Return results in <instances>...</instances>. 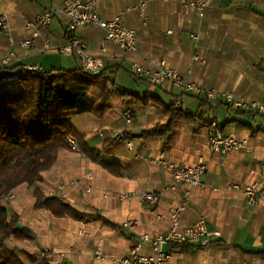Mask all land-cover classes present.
<instances>
[{"label": "crops", "instance_id": "0c3cea01", "mask_svg": "<svg viewBox=\"0 0 264 264\" xmlns=\"http://www.w3.org/2000/svg\"><path fill=\"white\" fill-rule=\"evenodd\" d=\"M94 1L101 18L120 16L136 31V50H123L105 39L104 31L95 25L76 29L87 51L101 58L100 72L109 79L111 94L101 117L84 112L69 122L84 144L98 150L100 158L112 164L117 173L86 157L76 142L75 151L58 149L54 163L41 172L35 185L44 195H57L80 211L98 213L115 226L98 218L79 221L34 209L32 186L23 182L10 190L11 197L0 198V205L8 216H16L19 225L30 228L34 238L8 237L6 244L33 254L48 250L46 260L51 264H114V259L129 254L142 235L152 238L163 233L170 225V209L181 206L180 228L202 218L212 238L190 252L168 251L163 243L168 253L166 264H264V259L246 252L264 249V196L248 205L242 191L234 187L254 184L264 188V114L229 109L221 94L207 100L203 93L194 94L170 83L153 85L129 71L132 62L150 69L170 67L198 86L245 100L264 99V0H203L201 10L190 6L189 0H145L141 8L138 0ZM62 3L0 0V15L6 16L12 40L0 32V76L16 74L27 65L43 70L79 67L74 52L66 55L56 50L70 35L66 18L57 11L32 38L30 48L20 45L30 37L24 23ZM10 52L12 57L3 65L2 59ZM86 97L96 100L97 87L90 88ZM171 103L179 105L190 119H175L165 141L161 135L143 137V130L166 120L163 109ZM126 109L131 111L129 122L124 118ZM210 121L224 134L242 140L244 146L227 153L211 151L206 127ZM120 130L132 147L111 138L112 132ZM159 157L178 166L202 157L206 164L202 185L179 183L165 189L171 176L154 162ZM149 190L158 196L153 205L140 199V194ZM213 232L218 235L212 236ZM99 249L102 259L95 257ZM139 250L148 252L149 242L142 243ZM20 258L24 264H40Z\"/></svg>", "mask_w": 264, "mask_h": 264}, {"label": "trees", "instance_id": "16d2710c", "mask_svg": "<svg viewBox=\"0 0 264 264\" xmlns=\"http://www.w3.org/2000/svg\"><path fill=\"white\" fill-rule=\"evenodd\" d=\"M16 75L20 81L19 88L13 90L0 85V198L25 182L32 186L34 209L43 208L54 217H70L79 221L98 218L114 227L115 224L98 213H85L57 195H44L35 185L41 180V172L54 163L58 149L67 147L68 136L76 140L86 157L107 171L117 173L112 164L100 158L98 150L84 144L82 136L69 122L72 116L84 112L97 117L103 115L111 94L109 79L103 72L92 75L79 67L67 70L21 68ZM92 87L99 90V97L94 101L86 97ZM163 113L166 120L143 130V137L161 135L165 141L175 119H190L179 105L175 107L173 103L166 105ZM8 237L31 240L34 234L30 228L19 225L15 215L8 216L6 209L0 205V264H24L20 255L31 263L51 264L46 259L39 261L38 254L10 248L5 242ZM166 243L168 251L176 252H190L203 246L187 242ZM246 252L264 259V249Z\"/></svg>", "mask_w": 264, "mask_h": 264}, {"label": "built area", "instance_id": "2783aa9c", "mask_svg": "<svg viewBox=\"0 0 264 264\" xmlns=\"http://www.w3.org/2000/svg\"><path fill=\"white\" fill-rule=\"evenodd\" d=\"M145 0H138V6L141 8ZM168 1V0H163ZM187 2L186 0H181ZM188 4L198 10H201L204 6L203 0H189ZM57 11L66 18L67 31L70 33L68 40L62 45L58 46L56 50L62 54H72L74 52L79 57V68L92 75L99 74L103 63L100 57L91 55L87 49L85 42L75 34L77 28L82 25H95L104 31L105 39L113 42L125 51L133 52L136 50V31L125 24L120 16H114L110 19H103L97 12L94 0H63L62 5L59 8L44 9L38 14L34 15L30 20L24 23V27L30 30V37L24 38L20 45L28 49L32 46V38L39 35L40 30L45 28L50 20L52 13ZM11 28L8 24L6 16L0 15V32L11 40ZM194 39L196 35H192ZM12 41V40H11ZM10 41V42H11ZM45 46L48 45V41L44 40ZM13 55L11 52L8 56L2 59V64L8 63ZM194 59H198V56H194ZM23 68L26 69H38L39 66L27 65ZM131 74L137 77L144 78L147 82L153 85H161L164 83H170L173 86H178L186 91L194 94L203 93L207 100H213L218 94H221L228 104L229 108L242 109L248 112H257L264 114V99L262 100H245L242 97H236L230 92H218L213 88H205L198 86L190 81L184 80L180 77L177 70L174 68L166 67L159 69H150L143 66L138 62H132L129 67ZM19 77L16 74H7L0 76V85L6 87L19 85ZM177 107L178 105H174ZM124 118L126 122L131 119V111L129 109L124 110ZM209 130L207 136L208 148L211 151H219L221 153H227L238 150L244 146V142L231 135L224 134L215 124L214 121H210L206 124ZM111 138L120 142H123L128 147H132V142L123 131H114L111 134ZM67 147L70 150H77V143L72 136L66 138ZM159 166L166 168L170 173V182L165 186V189H173L176 184L183 183L189 187L201 186L202 176L206 171V164L202 157L187 166H178L177 164L159 157L154 160ZM235 188H239L244 194L245 201L248 205H254L257 202L258 196H264V188H259L254 184L244 185L240 187L235 184ZM6 197H11L7 195ZM157 194L153 191H145L140 194V199L148 205H153L157 200ZM181 206L173 207L170 209V225L160 234L149 238L147 235L140 237L138 242L125 257L117 258L113 260L114 264H166L168 253L162 248L165 242H187L192 244L208 243L212 237L210 233L206 231L205 222L202 218L196 220L190 226L183 229L180 228L179 216ZM218 232H213L212 236H217ZM149 242V251L141 253L139 247L144 242ZM48 250H40L38 253V260H44L49 256ZM95 257L98 259L103 258L102 251L99 249L95 253Z\"/></svg>", "mask_w": 264, "mask_h": 264}, {"label": "rangeland", "instance_id": "374dc122", "mask_svg": "<svg viewBox=\"0 0 264 264\" xmlns=\"http://www.w3.org/2000/svg\"><path fill=\"white\" fill-rule=\"evenodd\" d=\"M45 67V66H44ZM46 68V67H45ZM46 69H49V68H46ZM20 85H16V86H11V88L14 90V89H17L19 88Z\"/></svg>", "mask_w": 264, "mask_h": 264}]
</instances>
